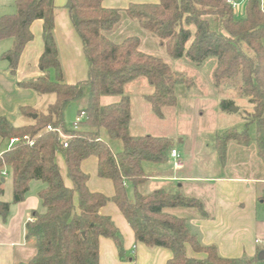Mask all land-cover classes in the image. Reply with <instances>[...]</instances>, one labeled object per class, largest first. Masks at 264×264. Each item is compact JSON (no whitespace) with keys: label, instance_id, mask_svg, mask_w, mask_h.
<instances>
[{"label":"trees","instance_id":"obj_1","mask_svg":"<svg viewBox=\"0 0 264 264\" xmlns=\"http://www.w3.org/2000/svg\"><path fill=\"white\" fill-rule=\"evenodd\" d=\"M104 0H66L70 21L81 39L87 62V78L67 83L54 36V0H14V12L0 16V40L11 39L10 47L0 55L15 75L20 54L33 35L30 25L42 21L43 51L38 59L42 74L17 81L20 88L38 95H53L45 111L22 105L19 113L30 123L15 126L0 116V138L19 140L0 154L1 171L12 177L10 201L0 199V216L8 215L12 203L25 198L32 180L45 187L38 192L43 210L33 211L25 224V239L34 253L26 261L13 264H99L100 237L111 239L123 258V236L109 215L99 210L112 201L120 210L135 240L148 247H165L171 257L166 264H251L246 258H226L215 245L202 244L190 230L187 219L167 210L191 207L206 216L203 203L179 192L158 188L142 190L147 180L143 162L162 163L173 148L169 137L129 133L130 97L127 83L146 79L152 91L143 97L151 111L163 117V108L177 104L176 86H190L187 76L175 71L161 57L140 50L141 39L129 35L114 42L108 32L118 26L122 13L137 21L140 28L158 39L166 54L185 57L202 64L215 57L213 79L217 87L228 84L235 97L252 107L246 112L255 123L254 142L264 163V10L261 0H244L243 14L236 17L232 0H158L129 3L126 8H108ZM86 93L84 112L77 128L65 121V109ZM103 96L117 101L102 104ZM234 98H223L219 109L230 111ZM34 116V117H33ZM247 116V115H246ZM61 129L68 138L46 127ZM27 136L30 145L23 137ZM250 140L247 130L227 129L217 135L215 149L224 159L229 141ZM67 146H64V143ZM116 147H118L116 149ZM63 159L66 175L58 166ZM89 157L97 159L96 173L111 181V197L90 191L89 179L81 164ZM203 253L204 257L189 254Z\"/></svg>","mask_w":264,"mask_h":264},{"label":"crops","instance_id":"obj_2","mask_svg":"<svg viewBox=\"0 0 264 264\" xmlns=\"http://www.w3.org/2000/svg\"><path fill=\"white\" fill-rule=\"evenodd\" d=\"M157 1L104 0L102 5L108 8L123 9L129 3H155ZM238 1H240V6L237 11H240L242 16L244 0ZM65 3L66 0H54V36L65 80L67 83H76L87 78V62L82 50L81 39L70 21L68 11L64 6ZM261 8L264 10L262 2ZM30 31L33 37L25 44L20 54L16 74H10L7 62L6 64L0 63V116H6L2 111V102L7 98L8 93L21 97L24 95L34 97V93H36L31 89L20 88L16 85L17 81L42 74L38 66V59L43 51L42 21L34 20L30 25ZM5 43L4 45L0 44V55L3 52L2 50H7V43L9 42ZM144 85L139 94L135 93L129 96V133L132 136L148 134L171 138L163 133L150 134L146 133V131H136L140 128L139 125H143L142 121L144 120L149 121L148 123L154 125L153 127L161 129L167 124L164 122V112L162 118L157 117L151 111L150 105L145 101L143 96L150 93L152 88L147 87L145 83ZM117 99L109 103L115 102ZM52 100L49 97L39 109L34 108L43 112ZM84 104L85 101L79 106L78 110ZM20 106L22 105L18 103L16 106L17 110ZM249 109H252V107L250 106ZM78 115L79 113L77 112L74 119H69L68 117L67 121L65 111L66 124L69 126L73 125ZM23 119L25 122L23 124L31 122L30 118L23 117ZM178 134L182 135L183 138L185 136L182 131ZM215 140L211 144L212 148L209 151L212 158V171L208 174L193 173L195 168L201 165L204 166L197 159H194L193 165H190V169L188 168L187 170L186 159L188 157H184L181 160L182 166L180 167H174L169 158L162 163L144 161L142 166L147 176L144 184L145 191L150 192L158 188L172 190L174 184L171 182L180 181L179 186L184 189L182 195L195 197L203 203L206 216H202L198 211L197 214L195 213L187 219L190 230L197 235L202 244L215 245L218 254L222 257L246 258L252 260L251 264H264V163L256 150L253 151V155L247 157L245 162H238V165L233 166L228 160L231 157V152H234V141L228 142L225 157L221 160L215 149ZM200 146L202 147L203 144L201 143ZM173 147L178 151L174 144ZM194 149V152H202L201 150L197 151L198 147L196 145H194ZM181 152L186 151L181 150ZM180 156L183 155L180 154ZM90 159H93L94 167L89 175L86 173L85 163ZM59 164H64L61 157L58 158V166ZM96 165L97 159L95 157H89L81 164L82 170L89 176L87 186L90 191L101 192L111 197L113 194L112 183L97 176ZM158 165L163 168L162 171L155 169L151 171L152 173L149 171L152 166ZM166 167H171L172 173H170V170L164 169ZM5 170L6 172L8 171L7 169ZM30 184L25 198L20 202L12 203L5 218L0 216V264L26 261L34 253L31 242L25 239V224L32 219L33 211L41 212L43 210L38 192L45 187V184L40 182V184H35L33 188L30 187ZM167 211L173 215L181 216L176 213L177 210L175 208ZM99 212L103 215H109L119 228L123 236L124 248L123 258H120L114 242L106 237H100L98 241L99 264H166V261L171 257L170 250L165 247H148L144 243L136 241L133 230L112 201H108L102 206ZM189 254L200 258L204 257L203 253L193 254L190 252Z\"/></svg>","mask_w":264,"mask_h":264},{"label":"rangeland","instance_id":"obj_3","mask_svg":"<svg viewBox=\"0 0 264 264\" xmlns=\"http://www.w3.org/2000/svg\"><path fill=\"white\" fill-rule=\"evenodd\" d=\"M264 6V0L261 1ZM15 10L14 0H0V16L3 14H11ZM235 10L236 17H241L240 11ZM108 37L114 42H121L125 37L129 35H137L141 39L140 50L161 57L166 61L172 69L180 72L182 75L187 76L192 82L190 86L178 85L176 86L177 104L172 107L163 108L165 115L166 126L161 128L153 127L148 123L149 121L144 120L143 125H139L140 128L136 131H146V133H163L169 135L172 139L174 146L178 149V152L183 156H180V160L184 157H188L187 160V170L190 169V165H193L194 159L199 160L204 166H200L193 170V173L208 174L212 171V158L211 152L212 143L216 136L221 134L227 129H235L237 131L247 130L250 140L242 139L240 142L234 141L235 146L233 148L234 152H231V157L228 160L233 166L238 165V162L247 160V157L253 155V151L257 150V145L254 143L255 135V123L250 121L247 111L251 112L250 106L245 99L235 97V89L230 87L228 84H224L222 88L215 85L213 79V70L216 64L215 57H208L202 64H195L189 61L185 57L181 58H171L169 57L165 50L159 45L158 39L151 35L148 31L139 27L137 21L130 19L124 13H122L121 20L116 27L111 32H108ZM0 44L7 43V49L11 45V39H3ZM4 51V50H2ZM6 64L5 60L0 59V63ZM144 83L151 88L145 78L139 77L135 81L125 85L124 92L131 96L135 93L142 91L145 86ZM25 92V91H24ZM32 92V91H29ZM34 93V92H32ZM27 94V93H26ZM30 94V93H29ZM139 96V95H138ZM32 100H31V98ZM53 99V95H38L34 93V97L24 95L23 97L15 94L8 93L7 98L2 102V111L6 115L12 124L21 125L24 122L23 115L17 110V104L20 105H31L36 109L42 106L44 101L48 98ZM86 93L82 98L72 101L66 106V117L69 119H74L78 108L85 101ZM223 98H234V106L231 107L230 111H221L219 109V101ZM117 99V96H104L102 97V103H109L112 100ZM69 106V107H68ZM237 108V111L232 109ZM220 111V112H219ZM247 115V116H246ZM29 119V117H27ZM83 119V118H82ZM74 128H77L71 125ZM70 129V126L68 125ZM184 132V138L179 135V132ZM216 135V136H215ZM203 144L201 147L200 144ZM8 141H0V152L7 149ZM194 145L198 147L197 151L194 152ZM118 147H116L117 149ZM119 149V148H118ZM181 150L186 152H181ZM185 154V155H184ZM247 155V156H245ZM229 157V155H228ZM60 170L66 175L65 165H61ZM94 163L93 159L88 160L85 163L86 173L90 175V171L93 170ZM232 167V166H231ZM155 169L157 171H162L160 165L152 166L150 172ZM170 170L171 167L164 168ZM4 176L5 181L3 182V192L0 194V199L5 201H10L12 197V177L9 171ZM152 173V172H151ZM97 178V177H95ZM97 180V179H96ZM41 181L34 180L30 187L33 188L35 184H40ZM174 187L171 191H176L179 193H184V189L179 186L180 181H172ZM110 188V187H109ZM142 190H145L142 187ZM169 210H173L170 208ZM176 213L181 215L186 219H189L191 215L198 213L195 208L189 207H176Z\"/></svg>","mask_w":264,"mask_h":264},{"label":"built area","instance_id":"obj_4","mask_svg":"<svg viewBox=\"0 0 264 264\" xmlns=\"http://www.w3.org/2000/svg\"><path fill=\"white\" fill-rule=\"evenodd\" d=\"M231 5L234 8V10H236L240 6V1H238V0H232L231 1ZM83 117H84V112L81 111L79 113V115L76 117L75 121H74V126L75 127L77 126L78 122H80L82 120ZM46 128L48 130H51V131H56L63 138H68L69 137L68 135H66L59 128H52L50 125H47ZM23 138L26 139L30 145L33 143V141L30 140L27 136H24ZM18 140H19L18 137H11V138H9L8 146L11 145V144H13V143H15V142H17ZM63 145L64 146H67V143L65 142ZM168 158L170 159V161L172 162V164H173L174 167H180V166H182V162L180 160V154H179V152L174 147L169 150ZM6 174L7 173H6V170L5 169L1 171V175L2 176H5Z\"/></svg>","mask_w":264,"mask_h":264},{"label":"water","instance_id":"obj_5","mask_svg":"<svg viewBox=\"0 0 264 264\" xmlns=\"http://www.w3.org/2000/svg\"><path fill=\"white\" fill-rule=\"evenodd\" d=\"M233 111H237V108H234V109H232ZM34 117V116H33ZM2 181H4V179H2Z\"/></svg>","mask_w":264,"mask_h":264}]
</instances>
